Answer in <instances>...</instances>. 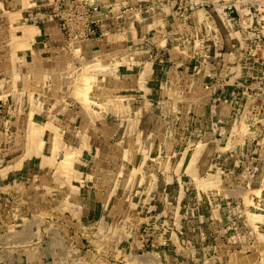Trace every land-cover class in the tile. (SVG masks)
Wrapping results in <instances>:
<instances>
[{
  "label": "rangeland",
  "instance_id": "374dc122",
  "mask_svg": "<svg viewBox=\"0 0 264 264\" xmlns=\"http://www.w3.org/2000/svg\"><path fill=\"white\" fill-rule=\"evenodd\" d=\"M0 264H264V0H0Z\"/></svg>",
  "mask_w": 264,
  "mask_h": 264
},
{
  "label": "bare ground",
  "instance_id": "6f19581e",
  "mask_svg": "<svg viewBox=\"0 0 264 264\" xmlns=\"http://www.w3.org/2000/svg\"><path fill=\"white\" fill-rule=\"evenodd\" d=\"M67 155V154H66ZM63 158V157H62ZM64 158H66V157H64ZM63 160V159H62ZM64 161V160H63Z\"/></svg>",
  "mask_w": 264,
  "mask_h": 264
}]
</instances>
